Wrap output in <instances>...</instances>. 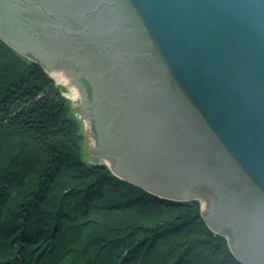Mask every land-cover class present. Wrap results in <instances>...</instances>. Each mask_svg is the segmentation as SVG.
Returning <instances> with one entry per match:
<instances>
[{"label":"water","instance_id":"water-1","mask_svg":"<svg viewBox=\"0 0 264 264\" xmlns=\"http://www.w3.org/2000/svg\"><path fill=\"white\" fill-rule=\"evenodd\" d=\"M0 6V38L74 96L93 161L198 199L239 260L264 264V0Z\"/></svg>","mask_w":264,"mask_h":264},{"label":"trees","instance_id":"trees-1","mask_svg":"<svg viewBox=\"0 0 264 264\" xmlns=\"http://www.w3.org/2000/svg\"><path fill=\"white\" fill-rule=\"evenodd\" d=\"M61 88L0 38V264H245L198 199L91 160Z\"/></svg>","mask_w":264,"mask_h":264},{"label":"rangeland","instance_id":"rangeland-1","mask_svg":"<svg viewBox=\"0 0 264 264\" xmlns=\"http://www.w3.org/2000/svg\"><path fill=\"white\" fill-rule=\"evenodd\" d=\"M26 57V56H25ZM50 73H51V76H53L52 78H55V76L53 75V72L50 70ZM54 80H56L57 81V79L55 78ZM56 81H55V83H56ZM56 84H58V85H60L62 88V94L64 95V96H66L70 101H71V103H72V108H73V110H74V113L82 120V118H81V115H80V112H79V109H78V106H77V103H76V100H75V98H74V96L72 95V93L69 91V89L67 88V86L65 85V83L63 82V81H60V82H58L57 81V83ZM83 122V121H82ZM82 126H83V129H84V132H85V134H86V137H85V140H84V142H85V144H84V150L86 151V152H88V157L92 160V158H91V155H90V152H89V148H88V141H87V132H86V129H85V126H84V124H82ZM103 159H104V157H103ZM106 159V158H105Z\"/></svg>","mask_w":264,"mask_h":264},{"label":"bare ground","instance_id":"bare-ground-1","mask_svg":"<svg viewBox=\"0 0 264 264\" xmlns=\"http://www.w3.org/2000/svg\"><path fill=\"white\" fill-rule=\"evenodd\" d=\"M42 66V65H41ZM51 70V69H50ZM52 71V70H51ZM53 72V75L55 76V78L57 79L58 82L60 81H63L54 71ZM202 206H203V203H202ZM204 209V208H203Z\"/></svg>","mask_w":264,"mask_h":264},{"label":"flooded vegetation","instance_id":"flooded-vegetation-1","mask_svg":"<svg viewBox=\"0 0 264 264\" xmlns=\"http://www.w3.org/2000/svg\"><path fill=\"white\" fill-rule=\"evenodd\" d=\"M4 9V12H5V10H6V7H2V6H0V12L2 11ZM7 13V12H6ZM6 17H7V14H6ZM8 18V17H7Z\"/></svg>","mask_w":264,"mask_h":264}]
</instances>
